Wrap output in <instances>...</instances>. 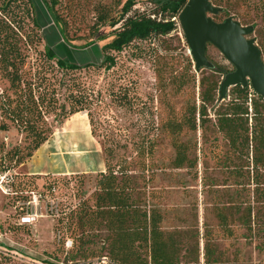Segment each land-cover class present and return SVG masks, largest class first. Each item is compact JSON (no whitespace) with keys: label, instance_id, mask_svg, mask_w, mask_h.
Listing matches in <instances>:
<instances>
[{"label":"rangeland","instance_id":"374dc122","mask_svg":"<svg viewBox=\"0 0 264 264\" xmlns=\"http://www.w3.org/2000/svg\"><path fill=\"white\" fill-rule=\"evenodd\" d=\"M33 1L43 32L34 26L26 0H0V13L1 8L6 11V15L0 14V22L9 25L0 33L2 41L6 40L0 53L14 60L22 78L14 88L6 65L0 62V157L16 149L24 159L30 152L34 158L42 153L50 170L67 172L25 179L20 165L7 174L8 192L0 190V264H116L107 243L106 220L98 219L99 224L90 229L85 218L97 201L100 176L107 171L105 135L121 142L129 161L136 157L135 143L146 136L156 140L154 158L146 162L152 168L139 183L141 202L149 213L155 209L162 219L161 229L174 237L180 264H264V240L251 241L240 220L241 204L249 199L236 186L239 178L229 170L247 160L231 151L229 140L216 128L213 108L204 125L197 114V129H192V111L200 107L201 80L212 71L192 67L180 23L168 35L135 41L121 53L107 52L116 58L111 70L91 67L69 72L47 60L42 33L49 38L56 35L40 0ZM127 1L57 0L55 11L70 42L77 46L97 43L103 48L122 23L112 28L100 24L99 18L103 14L118 18ZM210 1L221 10L209 17L218 23L233 18L243 27H254L248 38L264 52V0ZM155 7L150 0H137L133 11L150 12ZM66 54L75 64L102 61L98 48L87 50L88 56L72 51ZM207 56L213 65L234 70L212 44ZM218 78L223 81L225 76ZM71 81L93 96L96 136L85 113L59 123L60 105L65 103ZM31 90L35 101L40 93L46 97L43 112L46 107L52 110L38 119V128L45 133L51 129V134L47 132L49 139L37 151H33L32 135L7 112L10 106L30 100ZM176 141L187 144L193 170L176 168ZM252 158L253 153L251 162ZM138 167L133 158L131 169ZM11 175L22 180L17 196L11 194ZM0 176L5 174L0 171ZM219 212L227 217L231 237L220 225ZM140 252L149 261V251L141 248Z\"/></svg>","mask_w":264,"mask_h":264},{"label":"trees","instance_id":"16d2710c","mask_svg":"<svg viewBox=\"0 0 264 264\" xmlns=\"http://www.w3.org/2000/svg\"><path fill=\"white\" fill-rule=\"evenodd\" d=\"M150 1L156 6L154 11H144L143 13L133 11L137 0H128L118 18L109 19L107 15H101L99 18L100 24H108L114 28L122 23L121 27L114 31V39L101 48L97 43L77 46L70 42L66 38L61 20L55 11L57 0H40V5L44 6L49 19L53 23L52 31L56 35L49 38L45 31L42 33L47 60L55 62L59 69L69 72L91 67L111 70L116 66V58L114 55L107 54V52L121 53L135 41L146 42L153 36L168 35L177 30V25L180 23V14L189 0ZM26 2L33 14L34 26L43 32L35 2L33 0H26ZM5 13V8H1L0 14L6 15ZM167 17L169 19H166ZM7 26H9L7 23L0 22V33ZM248 28H252L254 32V27ZM5 43L6 40L2 41L0 37V46L5 45ZM92 48H98L102 51V61L100 63L83 64L82 60V64H75L65 58L68 55L66 53L70 51L88 56L87 50ZM261 52L264 58V52L262 50ZM94 54L97 55V51ZM192 59H190V63L198 71ZM1 61L8 69L12 86L16 88L22 79L17 64L8 54L3 52L0 53ZM209 63L212 66L204 68L212 71V75L208 78L203 77L201 80L200 107L198 109L195 106L192 111V129H197L196 115L199 114L204 125L206 117L209 116V110L213 108L215 110L216 128L220 133H224L229 140L231 151L238 154L242 160L244 158L247 160V163L240 166L235 165L233 168L229 167V170L235 178H239L236 181V186L249 199V201L241 204L242 214L240 220L242 225L250 234L251 241H262L264 240V181H262V178H264V98L260 97L250 86L237 85L229 89L226 97L222 100L221 88L223 81L217 79V76L226 77L235 69L228 70L215 66L210 61ZM61 82H64V80ZM72 82L74 81H71V85H67L68 96L65 103L60 105L59 123L62 124L71 116L85 113L90 121L92 135L96 136V124L91 111L93 96ZM7 102L12 103L10 99ZM57 103L58 101L54 99L53 104ZM45 105L46 97L44 94L40 93L37 101H35L34 93L31 90L30 100H22L14 108L10 106L7 111L9 116L34 138L33 151H37L49 139L47 132L51 134V129L45 133V131L38 128V119L52 112L48 107L43 112L42 108ZM104 139L106 140L104 152L107 171L100 176L95 206L85 213V218L87 217L86 226H91L89 228L93 229L94 225L99 224L98 219H101V222L102 219L106 220L105 223L109 232L107 243L110 248V256L116 264H180V251L174 237L167 235L161 229L162 219L155 209H152L149 213L148 210L143 209L141 202L143 195L139 183L140 179L143 180L145 172H150L152 168V165L148 167L146 162L152 161L154 158L157 146L156 140L154 137L146 136L135 143L134 155L136 157H132L131 162L126 156L125 147L121 145V142L114 139L113 135H105ZM252 143L254 147L251 146ZM174 148L176 151V168L186 167L193 170L195 166L189 160L187 144L176 141ZM122 150H124L123 153ZM252 153L254 158L251 162L250 154ZM32 156V152H30L24 159L17 149L16 151L6 152L0 157V171L11 173ZM133 158L136 166H139L136 171L131 169ZM151 172L154 173V171ZM136 173H140V175L136 176ZM19 177V175L14 177L12 184L13 196L18 195V186L22 183ZM28 177L35 176H25V179H28ZM250 187H254V189L250 190ZM218 219L224 232L231 237L233 233L226 215L219 212ZM92 232L94 231L91 230ZM141 248H146L149 251V255H147L149 261L141 255ZM207 249L209 250L208 245Z\"/></svg>","mask_w":264,"mask_h":264},{"label":"water","instance_id":"95a60500","mask_svg":"<svg viewBox=\"0 0 264 264\" xmlns=\"http://www.w3.org/2000/svg\"><path fill=\"white\" fill-rule=\"evenodd\" d=\"M219 9L210 0H189L180 14V26L190 53L198 70L211 67L207 59V46L214 45L233 65L235 71L222 83L221 98L237 85L250 86L264 98V60L254 39L248 38L252 28L243 27L229 18L222 23L214 21L209 14Z\"/></svg>","mask_w":264,"mask_h":264},{"label":"crops","instance_id":"0c3cea01","mask_svg":"<svg viewBox=\"0 0 264 264\" xmlns=\"http://www.w3.org/2000/svg\"><path fill=\"white\" fill-rule=\"evenodd\" d=\"M74 130H77V128H74ZM79 131V130H78ZM86 137V136H85ZM88 137V136H87ZM33 158V159H32ZM32 160H29L28 162L24 163L21 166V169H23V174L26 176H45L48 175L50 172L52 173H65V171H58L56 169L50 170L48 165L45 163V161L42 158V153L37 154V157H32Z\"/></svg>","mask_w":264,"mask_h":264},{"label":"built area","instance_id":"2783aa9c","mask_svg":"<svg viewBox=\"0 0 264 264\" xmlns=\"http://www.w3.org/2000/svg\"><path fill=\"white\" fill-rule=\"evenodd\" d=\"M4 174H5L4 177L0 176V190H1L4 194H7V192H8V188H7V186H6L5 178H7V174H10V173H4ZM11 177H12V178H11L12 181H11V185H10V187L12 188V184H13V181H14V176L11 175ZM11 194L13 195V191H12Z\"/></svg>","mask_w":264,"mask_h":264}]
</instances>
